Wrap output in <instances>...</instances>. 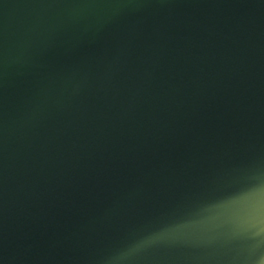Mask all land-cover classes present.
I'll return each mask as SVG.
<instances>
[{"label":"water","instance_id":"1","mask_svg":"<svg viewBox=\"0 0 264 264\" xmlns=\"http://www.w3.org/2000/svg\"><path fill=\"white\" fill-rule=\"evenodd\" d=\"M0 264H264V0H0Z\"/></svg>","mask_w":264,"mask_h":264}]
</instances>
